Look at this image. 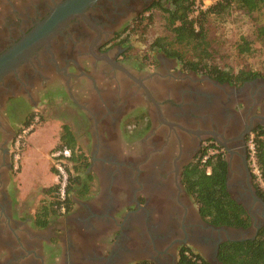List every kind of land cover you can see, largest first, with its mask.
<instances>
[{
	"label": "flooded vegetation",
	"instance_id": "obj_1",
	"mask_svg": "<svg viewBox=\"0 0 264 264\" xmlns=\"http://www.w3.org/2000/svg\"><path fill=\"white\" fill-rule=\"evenodd\" d=\"M65 1L0 0V54ZM169 2H88L49 44L0 79V264H180L183 251L211 261L218 233L228 234L211 225L255 228L262 214L254 200L251 211L244 207L247 227L204 219L184 172L206 149L208 156L221 153L227 183L237 181L231 196L247 192L249 179L264 200L249 150L264 126V73L220 81L185 69L154 40L141 50L134 38L139 27L157 4ZM49 110L60 122V139L70 134L86 165L75 174L80 184L65 197L49 188L52 198L32 213L14 198L15 148L20 132ZM44 212L48 222L40 226ZM239 240L245 239L220 242L217 264H223L220 245Z\"/></svg>",
	"mask_w": 264,
	"mask_h": 264
},
{
	"label": "trees",
	"instance_id": "obj_2",
	"mask_svg": "<svg viewBox=\"0 0 264 264\" xmlns=\"http://www.w3.org/2000/svg\"><path fill=\"white\" fill-rule=\"evenodd\" d=\"M158 9L167 13V23L172 32L171 36H159L154 39L152 46L163 45L172 55L184 61L185 69H194L199 72L204 69L206 73L220 81H243L261 75V72L254 70H241L237 73L218 67L208 65L204 62L202 53L207 48V37L205 20L210 14H225L232 6H236L248 13L264 8V0H219L206 11H201L194 17L191 14L194 10V0H170L168 4L159 3ZM198 24V26H197ZM258 38L264 41V24L257 27ZM241 52L248 50L250 42H244ZM176 45H184L186 50L193 54V58L186 57L185 51H179ZM206 54H209L207 52ZM26 124H30L27 121ZM68 133L62 136L61 143L55 149L69 147L72 151L67 161L64 162L71 183L67 189L82 182V175L78 173L86 165V158L76 148L74 139L67 138ZM255 162L260 170V176L254 173V178L259 192L264 198V126L256 129L255 137ZM208 156V150L202 152L201 158L186 166L184 181L188 192L194 198L201 215L214 225H228L231 227L250 224V216L244 206L236 201L227 190V162L221 153ZM206 160L204 161V159ZM75 163L76 173H71V163ZM56 172L57 169L54 168ZM80 172V171H79ZM261 180H260V178ZM89 186H84L80 191L87 192ZM59 190L58 186L53 188ZM56 211V210H55ZM40 217V218H39ZM44 217V218H42ZM49 214L44 212L39 215V225L45 226ZM41 219V220H40ZM219 260L223 264H264V227L261 228L254 238L239 241H226L220 245ZM149 264V263H140ZM152 264V263H151ZM180 264H214L207 260L201 253L191 251L190 254L183 251Z\"/></svg>",
	"mask_w": 264,
	"mask_h": 264
},
{
	"label": "rangeland",
	"instance_id": "obj_3",
	"mask_svg": "<svg viewBox=\"0 0 264 264\" xmlns=\"http://www.w3.org/2000/svg\"><path fill=\"white\" fill-rule=\"evenodd\" d=\"M166 17L167 13L157 8L150 19L142 22L138 35L134 37L141 50H145L156 37L172 35ZM204 24L208 40L204 52L209 54L201 55L206 64L217 65L235 73L241 70L264 73V41L257 35V27L264 24V8L248 13L232 6L225 14H210ZM244 42H250V47L241 52ZM176 47L181 52L185 51L186 57L193 58L194 55L184 45ZM204 72L203 69L198 74ZM40 116V120L30 123L26 133L20 132V144L15 148L14 156L17 170L14 174L15 181L13 180L14 198L32 213L41 205V201L52 198L54 191L48 189L59 187V182H62L59 174L54 171L53 158V153L57 150L55 148L61 143L60 122L53 119L50 110L46 117ZM21 135L24 137L21 138ZM74 165L72 162L70 172L73 174L77 172ZM66 172L69 179L70 174ZM91 185L95 189L96 180L91 181Z\"/></svg>",
	"mask_w": 264,
	"mask_h": 264
},
{
	"label": "water",
	"instance_id": "obj_4",
	"mask_svg": "<svg viewBox=\"0 0 264 264\" xmlns=\"http://www.w3.org/2000/svg\"><path fill=\"white\" fill-rule=\"evenodd\" d=\"M94 0H66L57 6V9L53 14H50L45 20L41 21L36 25L29 33L25 34L24 37L17 43H15L10 49L0 54V79H2L8 72L15 69L20 63L29 59V57L35 53L39 47L49 44L52 37H54L58 31L64 27L67 23L71 21V19L75 16V14L82 13L86 8L87 3H91ZM200 132H204L201 131ZM246 163V160H245ZM250 174V173H249ZM250 175H248L249 178ZM231 178V177H230ZM232 179V178H231ZM237 183L235 180H231L227 183V190H231L232 186ZM248 183V191L238 192L234 197L236 201L243 202L244 207L246 209L249 208L251 211V202L257 201L259 202L258 210L261 211L262 217L258 219L255 223V230L253 227L251 229H233V228H225L224 226H210L212 229H216V231H221V228L226 230L228 234L224 236V234L218 233V241L214 245V253L211 257V261L214 264H217L216 254L218 253V247L220 242H222L225 238L230 240L236 239H246V238H254L257 234V228L264 225V200L260 198L252 187V183L247 179ZM247 195L252 197L250 200L249 197H244L243 195ZM247 198L249 203L245 202ZM222 232V231H221Z\"/></svg>",
	"mask_w": 264,
	"mask_h": 264
},
{
	"label": "built area",
	"instance_id": "obj_5",
	"mask_svg": "<svg viewBox=\"0 0 264 264\" xmlns=\"http://www.w3.org/2000/svg\"><path fill=\"white\" fill-rule=\"evenodd\" d=\"M218 1L219 0H194V6H193L194 10L191 16L192 15L195 16L194 14H199L201 11L208 10L211 6L216 4ZM249 150L251 154V160H252V164L254 168V173L260 176V170L255 162L256 146H255V141L253 139H251L249 142ZM69 156H71V150L67 148L57 149L53 153L55 167L58 171L60 178L62 179L61 187H60V193L62 197H64L65 195V188H66V184L68 180V176L66 172L67 170L65 168L64 162L68 160L67 158Z\"/></svg>",
	"mask_w": 264,
	"mask_h": 264
},
{
	"label": "clouds",
	"instance_id": "obj_6",
	"mask_svg": "<svg viewBox=\"0 0 264 264\" xmlns=\"http://www.w3.org/2000/svg\"><path fill=\"white\" fill-rule=\"evenodd\" d=\"M71 150V149H70ZM60 183V186H59V192H60V187H61V182H59ZM66 189H67V186H66V188H65V195H64V197L66 196ZM60 195H61V193H60Z\"/></svg>",
	"mask_w": 264,
	"mask_h": 264
}]
</instances>
